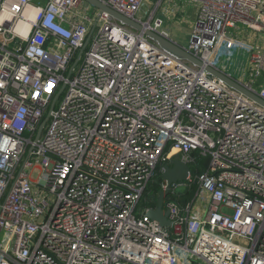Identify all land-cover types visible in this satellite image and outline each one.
<instances>
[{
	"label": "built area",
	"instance_id": "1",
	"mask_svg": "<svg viewBox=\"0 0 264 264\" xmlns=\"http://www.w3.org/2000/svg\"><path fill=\"white\" fill-rule=\"evenodd\" d=\"M189 1L186 50L218 70L244 52L226 72L264 100V0ZM35 2L0 0V264H264V109L81 0ZM161 192L168 228L146 216Z\"/></svg>",
	"mask_w": 264,
	"mask_h": 264
},
{
	"label": "water",
	"instance_id": "2",
	"mask_svg": "<svg viewBox=\"0 0 264 264\" xmlns=\"http://www.w3.org/2000/svg\"><path fill=\"white\" fill-rule=\"evenodd\" d=\"M89 5L94 6L99 10L100 13L111 16L117 21L126 25L127 29H133L138 34V38L142 41L143 36H147L151 39L152 42L157 43V47L164 52H168L172 54L181 64L184 61H187L199 69H204L205 72L212 75L219 81H222L233 91L239 92L244 97H246L253 104L258 106L259 108L264 109V100L255 92L246 88L243 84L236 82L233 80L227 73L222 70H218L213 68L212 66L205 64L199 58L191 55L184 46H181L179 43L174 41L169 36L162 34L160 32L155 31L151 27V22L143 23L138 19L127 18L122 14L116 12L112 8L108 7L105 3H102L100 0H81ZM181 60V61H180ZM191 168L188 164H185L181 160V155L176 154L171 159L169 164L163 168V174L161 175V179L169 183L170 187L173 184H178L179 186H185L186 182L190 179ZM167 195V193L161 192L157 201V208L151 209L146 216L151 220L157 221L162 227L168 228L172 226V221L169 218L168 212H164L163 210V199Z\"/></svg>",
	"mask_w": 264,
	"mask_h": 264
},
{
	"label": "rangeland",
	"instance_id": "3",
	"mask_svg": "<svg viewBox=\"0 0 264 264\" xmlns=\"http://www.w3.org/2000/svg\"><path fill=\"white\" fill-rule=\"evenodd\" d=\"M81 4V11H86L90 17H95V13L98 11L97 8L85 2H82ZM158 5V1L147 0L145 5L137 13V18L146 21L149 17L148 13L156 11V17H159L164 21L161 31H166L170 38L181 46L188 48L191 41V33L197 24V8L195 4L191 3L189 0H163L162 5L160 7H158ZM236 55V60L238 61L233 67L221 64L222 70L225 73H228L226 71H237L238 67L242 65L241 63L247 56L242 51H238ZM223 61L224 60H222V63ZM38 176L39 172L36 171L33 173V179H37ZM183 191L184 187H179L177 189V192L182 193Z\"/></svg>",
	"mask_w": 264,
	"mask_h": 264
},
{
	"label": "trees",
	"instance_id": "4",
	"mask_svg": "<svg viewBox=\"0 0 264 264\" xmlns=\"http://www.w3.org/2000/svg\"><path fill=\"white\" fill-rule=\"evenodd\" d=\"M196 164L198 165V168L195 170V172L197 171L196 173H199V172H201V171L204 169V167H205L204 160L201 159V158H198ZM197 189H198V188H197L196 186H194L192 189L188 190V191L186 192V194H184V196H183V198L185 199V201L190 200V199H193V197L195 196V194H196V192H197Z\"/></svg>",
	"mask_w": 264,
	"mask_h": 264
},
{
	"label": "crops",
	"instance_id": "5",
	"mask_svg": "<svg viewBox=\"0 0 264 264\" xmlns=\"http://www.w3.org/2000/svg\"><path fill=\"white\" fill-rule=\"evenodd\" d=\"M40 1L42 2L43 0H36L35 3L37 4V2L39 3ZM157 18H159V17H157ZM159 19H161V18H159ZM255 39H256V37L249 36L245 40H247L248 42H251L250 44H252V42L255 41ZM198 206H199L198 207V210L195 212L194 216L196 218H199L200 219L201 218V215H202L201 209H203V205L202 204H199Z\"/></svg>",
	"mask_w": 264,
	"mask_h": 264
}]
</instances>
